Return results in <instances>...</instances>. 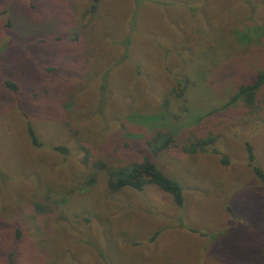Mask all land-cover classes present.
Here are the masks:
<instances>
[{
	"label": "rangeland",
	"instance_id": "rangeland-1",
	"mask_svg": "<svg viewBox=\"0 0 264 264\" xmlns=\"http://www.w3.org/2000/svg\"><path fill=\"white\" fill-rule=\"evenodd\" d=\"M91 2L0 0V264H264L246 151L264 172V88L254 110L222 108L264 68V0ZM158 132L216 141L153 154ZM145 156L181 208L154 186L113 193L92 166Z\"/></svg>",
	"mask_w": 264,
	"mask_h": 264
},
{
	"label": "trees",
	"instance_id": "trees-1",
	"mask_svg": "<svg viewBox=\"0 0 264 264\" xmlns=\"http://www.w3.org/2000/svg\"><path fill=\"white\" fill-rule=\"evenodd\" d=\"M98 3L99 0H92L89 8L90 13L96 11ZM239 39L242 40V37ZM190 83L191 81L188 77H185L184 80L178 82L177 91L175 90V94L178 98L183 97L184 90L190 85ZM6 85L10 89H17L16 85L13 83L7 82ZM263 88L264 68L257 70L249 82L239 84L237 86V91L230 96L229 100L222 108L233 106L236 103H242L246 108L254 110L258 107V96ZM166 104L167 102H165V105ZM215 111H217V109ZM28 133L32 144L34 146H40V143L38 142L31 127L28 128ZM151 140L150 148L158 142L153 154H157V152L161 151L165 145H169L167 150L176 148L186 154H198L207 152L209 148L215 144L216 137L208 133L204 136L193 135L179 140L175 139L171 132H158ZM58 150L65 152L62 148H58ZM246 151L248 153V166L251 168L253 174L262 184L264 189V172L253 164L254 155L249 145L246 146ZM85 160L89 161V156H86ZM223 162L226 163L227 161L224 159ZM92 166L96 169V172H102L105 174L107 177L108 190L113 193H118L124 189H132L140 192L147 186H154L160 191L169 194L178 208L183 206L184 198L180 184L163 174L148 156H145L141 162H130L123 165H110L99 160L92 162ZM94 181L95 174L90 177L89 183ZM35 208L37 213H40V215L47 210L46 207L38 204L35 205Z\"/></svg>",
	"mask_w": 264,
	"mask_h": 264
}]
</instances>
